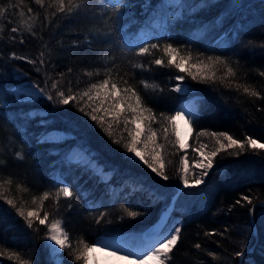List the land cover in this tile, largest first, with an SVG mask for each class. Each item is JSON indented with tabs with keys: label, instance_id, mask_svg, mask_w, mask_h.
Masks as SVG:
<instances>
[{
	"label": "trees",
	"instance_id": "16d2710c",
	"mask_svg": "<svg viewBox=\"0 0 264 264\" xmlns=\"http://www.w3.org/2000/svg\"><path fill=\"white\" fill-rule=\"evenodd\" d=\"M108 3L118 5L119 12L126 10L125 20L118 21V26L123 25L133 34V46L171 43L181 55L191 53L192 62L197 57H220L237 70L235 78L222 82L220 76L225 70L219 65L216 80L201 83L174 66L150 64L161 56L167 60L162 51L130 58L116 54L113 79L121 86L123 80H128L157 116L153 128L162 145L160 159L169 176L167 181L142 162L130 161L131 154L112 143L95 122L78 110L92 101L80 100L78 95L77 101L66 106L43 98L28 102L17 89L29 83L55 96L51 85L59 80L61 90L79 94L105 78L112 62L105 50L111 51L113 45L105 42L103 22L109 17L118 19ZM122 3L124 0H90L87 14L67 16L53 15L55 8L48 7V0L44 7L34 0H0V8L5 10L0 16V100L4 101L0 105V160L4 161L0 164V194L13 199L26 212L38 210L41 216L47 213L49 217L44 225L34 221L33 228H28L6 199H0V264H50L47 227L57 219L72 245L63 250V264H84L82 259H75V249L83 247L81 239L92 243L147 231L177 189L184 186L179 169L185 154L191 172L195 169L194 159L200 158L196 149L201 144L208 145L205 152L218 147L213 138L198 137L199 131L227 132L240 140L251 136L264 143V99L243 91L246 86L264 97V76L259 74L264 72V0ZM25 22L33 23L32 32L27 31ZM12 27L18 32L12 33ZM13 53L35 63L13 59ZM130 61L150 66L151 71L132 69ZM177 76L185 79L179 81ZM141 81L159 87L145 89ZM182 83L188 86V92L172 90ZM193 99L197 118L190 125L189 145L184 150L175 144L176 135L160 117L174 115V109ZM42 118L46 125L39 122ZM56 130L69 137L62 142L53 140ZM114 136L119 138L120 132L114 131ZM77 148L90 152L88 162L71 159V152L74 154ZM235 151L217 155L204 183L186 188L178 196L174 216L181 220V240L168 264H240L241 257L235 256L240 250L244 252L243 264H264V206L259 205L264 202V149L248 148L239 155ZM18 152L24 155L23 160L16 158ZM96 168L103 172L98 173ZM195 171L199 173L200 169ZM9 178L11 184L7 183ZM64 186L71 187L74 195L67 198L61 194L57 200L55 193ZM45 192L50 193L47 200L42 199ZM244 195L253 200L252 205L235 204ZM128 211L139 215L129 217ZM101 215L103 219L97 224ZM197 243L200 249L195 248ZM9 253L18 254L21 261L9 259Z\"/></svg>",
	"mask_w": 264,
	"mask_h": 264
},
{
	"label": "snow or ice",
	"instance_id": "6c2138e0",
	"mask_svg": "<svg viewBox=\"0 0 264 264\" xmlns=\"http://www.w3.org/2000/svg\"><path fill=\"white\" fill-rule=\"evenodd\" d=\"M36 5L41 7L45 6V0H34ZM125 3V0H124ZM122 3V4H124ZM113 8V14L118 19H112L109 17L108 20L103 22L105 27L106 43H111L113 48L111 51L105 50L108 56L112 57V62L107 66V71L105 73V78L98 82L91 83V85L84 90L82 93L73 94L71 90L66 93L59 87V80L52 83L51 88L55 91V96L50 92H45L44 88L38 85L35 89L28 92L27 101L31 102L33 98H43L48 101L58 102L60 105H68L70 101H77L78 95L79 99L83 100L87 98L93 103H86L84 106L78 108V110L84 115L88 116L91 121L95 124L112 140V143L121 146L127 153L131 154L128 159L133 163L143 162L151 172L155 173L156 176L167 181L169 176L164 171V162L160 159L159 149L162 145L156 143V131L153 128V123L157 121V116L154 114L153 110L146 106L143 97L135 90V88L128 83V80H123V86L116 82L112 76V69L115 65L117 59L116 54L119 53L120 57L130 58V57H145L151 55L154 51H162L164 56L153 59L150 64H154L162 67H172L174 66L178 71L187 73L192 80L201 83H208L209 81L214 82L217 76V66L223 65L224 73L220 76V80L223 82L225 79L231 77L235 78L237 76V70L231 66L229 61L224 60L220 57H207L206 59L195 58L196 62H192L194 57L189 53L188 55H181L177 47H174L171 43H166L160 45L158 43H143L139 46H133L132 35L130 32L125 31L123 25L118 26V21H124L126 17V10L124 12H119L115 5L108 3ZM119 4V5H122ZM130 5V0H129ZM243 7V5H239ZM48 7L55 8L56 13L71 16L74 13L80 15L81 13L87 14L90 9V0H48ZM4 9L0 8V16H3ZM29 12L32 11L31 8L28 9ZM23 15V13H21ZM123 17V19H122ZM109 21L111 23L109 24ZM25 26L28 32L33 31V23L25 22ZM109 28L111 30H109ZM12 33H17L18 28L12 27L10 29ZM2 38V37H0ZM13 40L16 39L15 36L12 37ZM23 43V38L20 40ZM264 47V45H261ZM13 59H23L27 63L33 64L34 60L28 59L27 57H19L13 53ZM107 59V57H105ZM43 63V61H41ZM187 65V66H186ZM130 67L132 69H140L141 71H151L150 66H145L142 63H131ZM196 69V71H192ZM264 76V72L259 73ZM61 77L63 74H60ZM89 76L93 73H88ZM177 80L183 81L184 76H177ZM145 89H155L159 87L158 85L141 81ZM240 85H237L239 90ZM173 91L180 93L184 92L185 88L181 84L172 89ZM244 93L251 97H261L260 92L251 89L249 87L243 88ZM19 102V100L17 101ZM4 101L0 100V105H3ZM88 109L87 111L85 109ZM174 115L161 114V122H166L172 128L173 134L176 133V121L177 119H185L186 123L192 124L193 120L197 118V110L195 108H177L174 109ZM42 125H46V119H41L39 121ZM114 131H119L120 136L116 138L114 136ZM165 133L167 128L164 129ZM126 133V135H125ZM208 136L215 140L216 145L210 152H205L204 149L208 147L206 144H201L197 152H199L200 158L194 159L195 169H200L199 173L193 169L191 172L188 168V158L187 154L181 160V167L179 169L181 175L180 179L184 187L199 186L204 183V178L207 177L209 171L213 168L214 159L221 152H228V150L235 151L236 155L244 153L248 148L252 150L264 149V143H261L257 139L251 136L245 137L243 140L236 139L227 132H208L199 131L198 137ZM167 139V136H165ZM152 145L151 149L149 145ZM175 144L180 145L181 148L184 145L181 143L179 136H176ZM16 158L19 160L24 159V155L20 152L16 153ZM4 161L0 160V164ZM101 172L103 170L101 169ZM7 183L11 184V178L8 179ZM3 185L0 184V187ZM63 194L64 197L71 198L74 193L69 186L61 187L58 192L55 193V197L58 200L60 195ZM50 193H43V200L49 198ZM0 199H6L8 205L16 210L17 214L22 217L28 228H33L34 221H38L40 225H44L48 221V214L45 213L43 216L40 215L38 210L25 211L23 207H18L13 199H7L2 194H0ZM36 203V200L32 201ZM242 202H246L247 205H252L253 200L244 195L240 199H237L235 204L242 205ZM127 215L129 217H136L139 215L136 211H128ZM103 219V215L96 219V223L99 224ZM108 223H111L109 221ZM38 231V229H37ZM206 235H216V233H206ZM46 239L50 242L48 247L51 249L52 260L50 264H63L62 254L63 250L71 249L72 245L69 241L68 233L62 228L61 221L59 219L54 222H50L47 227ZM181 240V228L173 227L166 235L163 233L159 234V239L147 250L135 251H125L121 247L113 245L104 240L98 239L92 243H87L83 239L79 241L83 247L82 249L77 247L75 249V259L83 260L84 264H88L89 253L93 252L97 247L101 250L110 251L113 256L120 255L122 258L129 260L130 264H168L171 259V253L176 248L177 244ZM195 248L200 249L201 245L197 243ZM2 254V250H0ZM9 259L16 261H21V257L16 253H9ZM210 256L214 255L209 253ZM244 255L243 250L237 251L235 253L236 257H242ZM21 264H30V262L21 261Z\"/></svg>",
	"mask_w": 264,
	"mask_h": 264
},
{
	"label": "bare ground",
	"instance_id": "6f19581e",
	"mask_svg": "<svg viewBox=\"0 0 264 264\" xmlns=\"http://www.w3.org/2000/svg\"><path fill=\"white\" fill-rule=\"evenodd\" d=\"M178 135L180 137L181 143L186 146L189 142V137H190V126L188 123H186V118L179 119L178 121ZM180 189H182L183 191L184 189H186V187L182 186L181 188L177 189V192L172 197L169 205L165 208L164 212L162 213L158 221L154 223L147 231L144 232L143 239L145 241V244L139 250L141 251L147 250V248L155 244L159 239V234L164 232L165 228L167 227L172 217L175 218V220L178 219L174 216V210H175L177 198L182 192L181 191L179 193ZM178 221L181 220L179 219ZM103 240L113 245L119 246L125 251H135L132 248L128 247L127 245L122 244L120 241L111 240V239H103ZM88 264H130V262L129 260L122 258V256L120 255L113 256L110 251L101 250L99 247H97L92 252V256Z\"/></svg>",
	"mask_w": 264,
	"mask_h": 264
},
{
	"label": "rangeland",
	"instance_id": "374dc122",
	"mask_svg": "<svg viewBox=\"0 0 264 264\" xmlns=\"http://www.w3.org/2000/svg\"><path fill=\"white\" fill-rule=\"evenodd\" d=\"M175 1H177V0H175ZM181 85L185 88L184 92H188L189 91V88H188L187 85H185V83H182ZM17 89H19L20 94L23 95L25 97V99H27L28 92H30L31 90L35 89V86L31 85L29 83H23L20 86H18ZM33 99H36V98H33ZM183 107L184 108H189V109H191V108H195L196 109V101L194 99L193 100H188L184 104ZM178 121H179V119H177V121H176V133H175L176 136L178 135ZM190 133H191V127H190ZM54 134H55V136H54V138L53 137L52 138L54 140L59 141V142L65 141L69 137V135L66 132H64V131L57 130V131L54 132ZM179 139H180V137H179ZM156 143L161 145L160 141L157 139V136H156ZM188 145H189V143L186 146L184 145V147L182 149H184V150L188 149ZM160 150H161V148L159 149V153H160ZM73 152L74 151L71 152V159L73 158L75 162H78L79 160L88 162V160L92 156L90 154V152L87 149H84V148H77V151L74 154H72ZM96 169L98 170V168H96ZM201 185H199V186H201ZM178 220L179 219L175 220V218L172 217L170 219L167 227L165 228L163 234L166 235L173 227H180V221H178ZM143 234H144V232L143 233H129V234H125V235H122V236H119V237H113V238L106 237V238H102L101 240H103V239H111V240L120 241L122 244L127 245L128 247L132 248L133 250H136V249H140L145 244V241L143 239ZM91 256H92V252L89 253L88 263H89V261L91 259ZM62 261H63V259H62Z\"/></svg>",
	"mask_w": 264,
	"mask_h": 264
},
{
	"label": "water",
	"instance_id": "95a60500",
	"mask_svg": "<svg viewBox=\"0 0 264 264\" xmlns=\"http://www.w3.org/2000/svg\"><path fill=\"white\" fill-rule=\"evenodd\" d=\"M190 138V137H189ZM183 189V188H182ZM182 189L179 190V193L182 191ZM260 206H264V202L259 203ZM255 235H257V231L255 230ZM254 250V248H252L250 251ZM243 257L244 255L241 257V262L240 264H243Z\"/></svg>",
	"mask_w": 264,
	"mask_h": 264
}]
</instances>
